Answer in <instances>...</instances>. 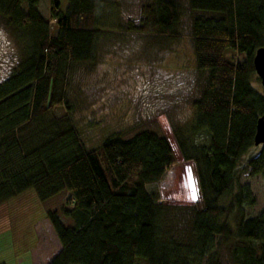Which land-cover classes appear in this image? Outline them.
<instances>
[{
  "label": "trees",
  "instance_id": "1",
  "mask_svg": "<svg viewBox=\"0 0 264 264\" xmlns=\"http://www.w3.org/2000/svg\"><path fill=\"white\" fill-rule=\"evenodd\" d=\"M0 0V16L24 44L25 56L0 80V206L31 188L38 198L67 191L72 203L46 216L60 248L47 264H264V206L247 214L255 196L242 173L264 180V143L255 152L264 91L252 83L253 56L264 46V0H187L194 59L206 82L192 102L188 128L174 130L182 157L192 162L198 199L186 209V238L166 226L174 216L152 185L175 162L169 138L152 129L114 134L88 147L68 94V74L93 60L101 11L108 0ZM112 3L109 2L108 5ZM135 29L174 35L177 0L142 3ZM244 54L242 61L226 59ZM64 112L59 114L58 109ZM205 133L206 141H198ZM227 202L224 203V200ZM61 216L70 219L65 222Z\"/></svg>",
  "mask_w": 264,
  "mask_h": 264
},
{
  "label": "rangeland",
  "instance_id": "2",
  "mask_svg": "<svg viewBox=\"0 0 264 264\" xmlns=\"http://www.w3.org/2000/svg\"><path fill=\"white\" fill-rule=\"evenodd\" d=\"M59 1L61 11H65L67 0ZM151 1L108 0L112 4L104 5L100 14L94 58L70 69L68 94L75 122L88 147L98 146L110 135L126 137L140 129H152L169 138L175 162L166 177L152 186L175 213L165 219L172 220L173 225L167 222L166 226L176 227L179 236L186 238L190 222L187 209L197 201L198 193L192 162L182 157L174 130L186 129L191 124L192 102L206 82V71H199L195 65L191 37L192 22L200 14L190 10L187 0H177L180 21L174 35L138 31L134 26L142 17L141 4ZM49 6L50 0H40L38 9L55 30ZM23 44L15 29L0 16V80L24 58ZM226 59L242 61L245 55L228 52ZM252 83L264 91L256 72ZM57 112L61 114L64 110L60 108ZM206 139L203 133L198 141ZM258 148L259 145L251 148L245 156ZM240 179L250 185L255 196V203L244 209L247 214L256 215L264 206V180L260 174L246 173ZM71 203L67 191L43 202L31 188L2 204L0 225H5L2 226L5 229H0V264H46L52 258L50 254L54 256L60 246L50 222L45 221L49 220L47 208L61 211ZM61 219L70 222L64 216ZM219 255L223 264H236L229 259L225 247ZM135 264H146V260L137 257Z\"/></svg>",
  "mask_w": 264,
  "mask_h": 264
},
{
  "label": "water",
  "instance_id": "3",
  "mask_svg": "<svg viewBox=\"0 0 264 264\" xmlns=\"http://www.w3.org/2000/svg\"><path fill=\"white\" fill-rule=\"evenodd\" d=\"M253 66L255 72L260 78V82L264 88V46L258 48L253 56ZM264 143V109L256 122V131L254 134V144L259 145Z\"/></svg>",
  "mask_w": 264,
  "mask_h": 264
},
{
  "label": "crops",
  "instance_id": "4",
  "mask_svg": "<svg viewBox=\"0 0 264 264\" xmlns=\"http://www.w3.org/2000/svg\"><path fill=\"white\" fill-rule=\"evenodd\" d=\"M37 194V193H36ZM48 224H49V220H45ZM3 223H5L4 221H2ZM2 226H5V225H0V229H2ZM8 227H12L13 228V230H14V227L12 226V225H9ZM5 229V228H4ZM4 229H2V230H4ZM57 238V237H56ZM33 248H34V246L32 247V249H31V253H32V251H33ZM60 248V246H58V248L55 250V253L58 251V249ZM51 255V257H53V254L51 253L50 254ZM33 259V258H32ZM33 261V260H32ZM34 264V263H33ZM47 264V263H46Z\"/></svg>",
  "mask_w": 264,
  "mask_h": 264
}]
</instances>
